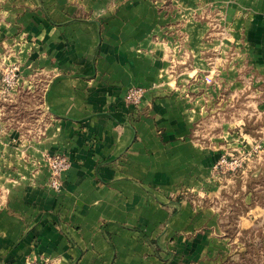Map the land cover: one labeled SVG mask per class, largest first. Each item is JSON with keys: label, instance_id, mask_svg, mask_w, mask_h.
Listing matches in <instances>:
<instances>
[{"label": "crops", "instance_id": "1", "mask_svg": "<svg viewBox=\"0 0 264 264\" xmlns=\"http://www.w3.org/2000/svg\"><path fill=\"white\" fill-rule=\"evenodd\" d=\"M10 65L46 123L0 107V264L233 263L209 181L264 97V0H0Z\"/></svg>", "mask_w": 264, "mask_h": 264}, {"label": "rangeland", "instance_id": "2", "mask_svg": "<svg viewBox=\"0 0 264 264\" xmlns=\"http://www.w3.org/2000/svg\"><path fill=\"white\" fill-rule=\"evenodd\" d=\"M13 67L20 69L19 65L7 66L2 79L6 69ZM246 70L243 73H247ZM2 79L0 107L7 110L11 123L26 134L32 129L38 131L46 123L45 118L40 119L39 89L22 88V72L12 88L4 86ZM238 109L241 116L246 113L239 135L240 148L223 154L213 168L209 188L223 190L220 199L223 202V215H226L223 230L228 237L236 240L230 256V260H234L231 262L264 264V97L241 96ZM48 156H45V161ZM37 167L40 170L41 167Z\"/></svg>", "mask_w": 264, "mask_h": 264}, {"label": "built area", "instance_id": "3", "mask_svg": "<svg viewBox=\"0 0 264 264\" xmlns=\"http://www.w3.org/2000/svg\"><path fill=\"white\" fill-rule=\"evenodd\" d=\"M21 72L18 67L9 68L6 70L3 76L2 83L8 89L12 88L17 83V80ZM210 83L211 78H207ZM144 90L141 88H135L129 91L127 100L135 105L139 106L144 98ZM49 179L47 185L54 191L60 192L62 188L63 175L71 168V160L66 154L50 155L46 159ZM34 264H49L46 260L38 261Z\"/></svg>", "mask_w": 264, "mask_h": 264}]
</instances>
